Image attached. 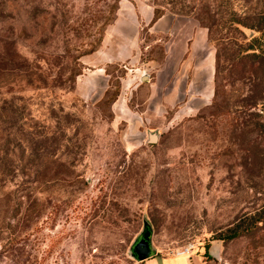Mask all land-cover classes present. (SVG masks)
I'll list each match as a JSON object with an SVG mask.
<instances>
[{
  "label": "rangeland",
  "instance_id": "obj_1",
  "mask_svg": "<svg viewBox=\"0 0 264 264\" xmlns=\"http://www.w3.org/2000/svg\"><path fill=\"white\" fill-rule=\"evenodd\" d=\"M148 1L208 32L209 83L204 53L190 75L164 68L170 34L151 23L142 77L123 83L132 65L109 63L84 98L77 80L120 0H0V264H264L263 221L218 237L264 207V82L245 50L264 0ZM187 78L193 109L175 113ZM163 83L180 93L167 109ZM123 86L135 113L115 106ZM146 220L157 252L138 260Z\"/></svg>",
  "mask_w": 264,
  "mask_h": 264
},
{
  "label": "crops",
  "instance_id": "obj_2",
  "mask_svg": "<svg viewBox=\"0 0 264 264\" xmlns=\"http://www.w3.org/2000/svg\"><path fill=\"white\" fill-rule=\"evenodd\" d=\"M154 9V6L148 0H120L117 14L107 26L100 48L90 54L86 60L88 70L84 71L77 80V92L82 97L90 98L94 96L95 92L100 90L106 81L108 82L109 74L104 68L109 63L123 62L132 65V68L127 71V76L123 78V83L142 77L143 68L146 65H150L152 60L143 58L141 30L145 25L151 23L152 29L170 34V39L166 42L168 46L164 68H166L168 63H175L177 65L176 75L178 73L181 74L183 71L190 75L195 59L204 53L206 60L205 80L208 83L212 80L217 54L211 50L209 51L207 47V39L209 41L208 32V38H206L203 26L190 17L174 16L166 12L155 19ZM177 20L181 23H179L180 26L176 24ZM204 37L206 38L205 41ZM179 48L181 49L180 51H178ZM199 73L203 76L202 70ZM189 81L190 78H187L186 86L183 90L185 95L184 102L190 97ZM163 88L159 104L162 109H167L174 103L172 98L180 96V93L179 89L178 91L177 89L174 90L175 87L172 86L171 90L174 91L166 95L164 83ZM121 91L115 106L117 105L120 111L125 112L130 109L135 113L136 109L130 108L126 86H123ZM154 94L151 95L150 99L154 97ZM147 108H150V104ZM192 109L193 106L186 101V103L179 106L175 113L182 111L188 113ZM138 112L140 113L141 111Z\"/></svg>",
  "mask_w": 264,
  "mask_h": 264
},
{
  "label": "trees",
  "instance_id": "obj_3",
  "mask_svg": "<svg viewBox=\"0 0 264 264\" xmlns=\"http://www.w3.org/2000/svg\"><path fill=\"white\" fill-rule=\"evenodd\" d=\"M164 12H161L159 10H155V19L160 17ZM258 22L252 23L257 27L259 30L262 31L259 35H254L251 38V41L246 45L245 50H249L247 53L248 56L252 58V78L259 82H264V11L260 14ZM205 18V17H204ZM236 22L242 23L246 26H251L250 23L247 21L241 20V19H233ZM213 24L212 22L209 27L213 31ZM219 57V52H217V60ZM143 58H146L143 56ZM259 101L262 100V105L264 108V92L260 94L258 97ZM253 221L250 224L243 225L241 222H236L232 226H230L225 234H220L218 237L220 238H235L237 236H241L242 234H245V230H250L252 227L257 226L259 222H264V207L260 209L256 214L252 215ZM255 224V225H254ZM247 230V231H248ZM206 256H211V252L208 250L205 251Z\"/></svg>",
  "mask_w": 264,
  "mask_h": 264
},
{
  "label": "water",
  "instance_id": "obj_4",
  "mask_svg": "<svg viewBox=\"0 0 264 264\" xmlns=\"http://www.w3.org/2000/svg\"><path fill=\"white\" fill-rule=\"evenodd\" d=\"M143 76H147L145 73ZM157 133H151V139L156 140ZM157 252L153 245V226L146 220L143 230L136 237L131 246L132 255L138 260H144L155 255Z\"/></svg>",
  "mask_w": 264,
  "mask_h": 264
}]
</instances>
